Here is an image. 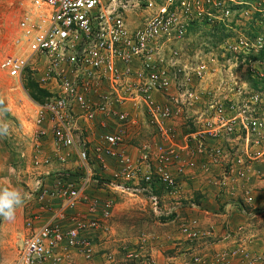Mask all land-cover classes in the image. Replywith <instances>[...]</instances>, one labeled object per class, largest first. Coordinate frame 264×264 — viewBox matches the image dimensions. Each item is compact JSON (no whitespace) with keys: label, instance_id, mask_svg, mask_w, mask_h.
<instances>
[{"label":"built area","instance_id":"2783aa9c","mask_svg":"<svg viewBox=\"0 0 264 264\" xmlns=\"http://www.w3.org/2000/svg\"><path fill=\"white\" fill-rule=\"evenodd\" d=\"M230 1L32 0L18 21L27 53L4 58L0 68L20 80L38 58L46 59L48 74L54 73L47 80L57 88L33 101L35 138H50L56 152L75 151L83 170L73 180L58 178L48 186L37 181L35 198L49 214L39 224L35 215L27 217L13 264H58L70 248L89 256L88 232L105 228L117 196L144 200L161 224L177 226L187 241L202 237L200 221L188 211L204 209L194 197L182 202L183 182L189 183L196 168L201 174L220 166L236 167L233 181L242 183L251 167L250 148L264 143L260 37L249 43L241 29H232L217 38L218 48L239 60L256 83L251 87L233 74L220 77L237 89L234 96L200 87L215 58L183 42L202 20L226 19ZM140 120L150 138L133 155L127 151L129 132L140 127ZM90 123L104 129L95 142L89 139ZM108 158L114 167L109 168ZM228 180L222 173L211 181L221 188ZM90 187L109 195L93 196ZM245 195L238 209L248 216L254 212L246 204L253 198ZM231 238L226 232L225 239ZM144 242L142 236L126 252L125 264H173L155 261L144 252ZM239 254L247 256L237 248L195 252L185 264H230Z\"/></svg>","mask_w":264,"mask_h":264},{"label":"rangeland","instance_id":"374dc122","mask_svg":"<svg viewBox=\"0 0 264 264\" xmlns=\"http://www.w3.org/2000/svg\"><path fill=\"white\" fill-rule=\"evenodd\" d=\"M31 2L32 0H0V62L6 57L27 53L26 41L21 37L18 21L21 14L30 8ZM218 14L219 12H216V15ZM195 28H197L195 33L189 34L183 42H189L191 46L194 44L195 49L202 48L203 57L215 58L214 62H208L210 71L206 75L208 79L200 84L202 89L234 96L237 89H230L232 87H228V83L220 82V77H227L229 74L238 75L243 82L255 87L256 83L252 81L251 72L243 67L239 60L225 53L223 48H218L217 44L220 40L217 38H222L228 30L241 29L248 37L249 43H254L256 38L260 37L264 44V0L230 1V15L226 19L215 17L210 23L202 20L195 25ZM250 53L254 56L256 52ZM33 66L34 69L27 70L20 80L9 76L0 68V121L6 122L9 126L8 135L0 137V185L18 188L24 196L23 202L27 201L25 200L27 195L23 190L25 187L29 188L32 180L24 178L22 171L26 170L29 163L39 167L49 162L42 146L46 139L35 138L33 127L35 107L32 98L42 101L48 90L57 88L55 81L47 80V76L54 73L51 71L48 74L49 66L46 59L38 58ZM253 68L257 70L258 67L256 65ZM145 125L140 120L139 138H143L141 145L150 138V129ZM139 148L136 147V152ZM53 151L55 152V148ZM35 160H39V163L36 164ZM64 174L66 175L64 172H59L55 178H61L65 176ZM40 178L41 176L39 179L35 178L33 191L38 180L43 183ZM1 220L2 217L0 222ZM25 222L23 229L15 230L13 239L24 230ZM103 225H105L103 231L106 232L104 239L101 240L100 237L101 229L97 230V235L88 234L93 242V251L89 256L74 249L81 254L76 264H125L126 252L135 247L136 244L133 243L135 240L139 241L140 237L146 235L144 233H150L149 235L155 238V235H159L160 230L164 229L150 211L148 204L133 196H117L116 207L111 216L104 220ZM68 251L69 249L64 251L58 264H68ZM8 254L7 264H13L14 261L11 260L15 255H11L10 252ZM106 258L110 263L104 260Z\"/></svg>","mask_w":264,"mask_h":264},{"label":"crops","instance_id":"0c3cea01","mask_svg":"<svg viewBox=\"0 0 264 264\" xmlns=\"http://www.w3.org/2000/svg\"><path fill=\"white\" fill-rule=\"evenodd\" d=\"M86 127L90 135L89 139L92 142H95L97 135L104 130L98 123H90ZM178 129V132L181 133L185 131L182 126H178ZM93 133L94 135L91 136ZM139 133V128H133L129 132V139H132V144L134 142L135 144L127 145V149L133 155H136V147L138 148L143 140V138H139ZM234 142L235 140L232 143ZM42 146L46 151L45 153L48 156L49 162L39 167H35L29 163L26 166V170H21L24 178L32 180L29 188L25 187V190H23L27 195L25 199L27 201L17 207L13 220L2 218L0 222V264H7L9 252L11 255H15L11 260L12 262L16 258L20 238L26 229L21 230L14 239L13 236L15 230H18V228L23 229L27 217L35 215L37 218L34 220V223L39 224L49 214L46 205L41 206L35 198V193L32 189L35 178L39 179L41 176L40 180L44 185H50V183L53 184L58 179L57 177L55 178V175L59 174V172L66 173V175L64 174L65 176L59 178L62 182V180H73L75 173L83 170V168L77 167L78 162L75 151L70 149L63 150L67 153L65 155L64 153L62 154L64 156V160H62L57 156L61 152L53 151L54 146L50 138H47L46 142L42 143ZM250 151H253L249 153V157L252 158L249 160L251 167L242 183L237 184L233 181L236 167L230 170L229 168L220 166H214L207 171L201 172V174L196 168V170L194 169V173L196 174L188 181L189 184L186 181L183 182L181 191L178 194L182 197V202H185L187 198L194 197L204 209L202 211L195 209L188 211L189 217H197L202 229L205 231L196 243L195 241H187L182 238V234L179 232L177 226L164 225L159 222L161 228L164 229L160 230L159 235H155V238L150 236V233H144L146 234L143 236L145 238L143 245L144 252L148 253L157 262L170 260L173 264H185L195 252L211 254L225 248H237L242 250L243 254H247V256L244 257L242 254L232 256L230 264H264V243L262 242L264 238V143L252 146ZM243 156L244 158H248L246 155ZM231 158L234 157L231 156ZM107 161L109 168L114 167L112 159L108 158ZM222 173L230 181L228 180L226 185L220 188L211 180L215 177L220 178ZM88 191L93 196L109 195L97 192L93 187H90ZM246 192L253 198L250 204H246L248 210L254 212L248 216L241 214L238 209V205L247 196L245 195ZM172 197H167V199L170 200ZM174 198L177 199V196ZM51 203L56 205L54 201ZM78 208L84 209L81 205ZM103 226L105 227V225ZM103 229L100 231L101 240L104 239L103 237L106 233ZM96 232L97 230H92L88 234L94 236ZM226 232H231L233 238L230 240L225 239ZM232 232L235 233L232 234ZM136 241L133 243H136ZM80 255L74 249H69L67 255L68 264H76ZM104 260L110 263L107 261V258Z\"/></svg>","mask_w":264,"mask_h":264},{"label":"clouds","instance_id":"9594fccd","mask_svg":"<svg viewBox=\"0 0 264 264\" xmlns=\"http://www.w3.org/2000/svg\"><path fill=\"white\" fill-rule=\"evenodd\" d=\"M9 133V126L6 122L0 121V137ZM24 200V196L18 188L0 185V217L5 220L15 218L16 209Z\"/></svg>","mask_w":264,"mask_h":264},{"label":"trees","instance_id":"16d2710c","mask_svg":"<svg viewBox=\"0 0 264 264\" xmlns=\"http://www.w3.org/2000/svg\"><path fill=\"white\" fill-rule=\"evenodd\" d=\"M264 54H263V50H260V53H259V57H258V59H260V58H262V56H263ZM32 100L33 101H41V100H35V98H32Z\"/></svg>","mask_w":264,"mask_h":264}]
</instances>
